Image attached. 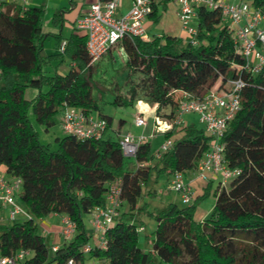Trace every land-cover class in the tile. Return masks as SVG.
Segmentation results:
<instances>
[{
  "label": "trees",
  "instance_id": "obj_1",
  "mask_svg": "<svg viewBox=\"0 0 264 264\" xmlns=\"http://www.w3.org/2000/svg\"><path fill=\"white\" fill-rule=\"evenodd\" d=\"M252 2L264 8V0ZM45 12L17 2L0 3V164L8 176L21 180V198L34 216L63 214L75 223L76 235L54 252L34 220L0 224V255L25 250L32 256L22 264H65L69 259L85 264L84 249L92 236L83 216L105 206L112 184L120 182L121 200L135 210L154 171L171 177L194 171L212 139L204 130L185 128L184 136L159 159V168L149 165L155 158L151 143L141 145L135 158H126L120 139L109 133L113 120L100 114L108 122L102 139L66 135L59 151L43 144L30 113L38 125L50 128L65 103L86 114L100 111L86 38L72 34L64 51L48 55L42 32ZM197 20V44L184 46L176 37L166 42L161 37L148 42L126 38L120 43L129 69L143 78L132 87L129 100L117 95L114 104L134 105L144 93L156 117L172 120L181 91L202 98L217 85L219 91L230 90L231 82L241 78V110L223 138L227 165L239 174L227 187L218 186L214 211L204 221H196L194 214L206 193L187 209L172 203L159 212L152 253L139 247L137 227L121 214L106 232L107 249L96 246L89 253L100 264H150L156 256L166 264H264V68L258 74L244 69L245 59L232 29L222 25L220 12L200 7ZM55 39L61 47L62 40ZM65 60L71 63L66 75L46 74L47 66ZM29 90L35 91L31 98ZM172 135L164 134L165 139Z\"/></svg>",
  "mask_w": 264,
  "mask_h": 264
},
{
  "label": "built area",
  "instance_id": "obj_2",
  "mask_svg": "<svg viewBox=\"0 0 264 264\" xmlns=\"http://www.w3.org/2000/svg\"><path fill=\"white\" fill-rule=\"evenodd\" d=\"M13 0H0L9 2ZM26 3L27 0H17ZM165 0H133L130 11L118 16L121 8L119 0H98L91 5L89 11L77 20L76 30L85 34L86 51L93 65L99 62L108 52L119 45L124 39L138 38L150 41L145 22ZM178 6L177 15L183 25V30L192 37V43L197 44L198 29L191 27V22L197 19V10L206 7L220 12L223 21H230L229 26L234 34V43L245 59L244 69L252 74L260 73L264 68V8L256 7L252 0H170ZM66 43L62 44L64 51ZM2 70L0 68V80ZM245 82L238 78L231 82V89L219 91L213 89L204 97L181 91V101L174 119L155 117L154 134H166L182 125L181 117L185 113H197L205 127V133L212 141L205 157L199 162L195 171L196 178L206 180L209 175H221V185L227 187L230 181L239 174V170L231 169L225 159L223 138L236 114L241 110V93ZM174 91L173 93H175ZM137 127L147 126L143 116L136 118ZM61 126L66 135L78 140H100L103 138L108 122L93 114H86L82 109L64 104ZM154 136V135H153ZM153 136L146 137L127 134L120 139V146L126 158H135L141 145L147 143ZM174 141L165 139L155 154L156 159L171 151ZM144 165H140L143 167ZM185 173L177 172L171 177L169 188L177 192L183 204L191 205L194 198L193 181H186ZM20 179L0 177V202L9 207V217L14 220L21 210L15 204V195L21 191ZM120 182L112 184L106 196L104 207L96 208L92 214V226L99 235V248L107 249L106 232L114 226L121 216L123 201ZM62 234L66 241H71L76 235V225L68 217L62 220ZM59 247H53L56 252ZM93 250L89 245L84 252ZM32 254L21 250L13 256H1L0 264H22ZM65 264H76L69 259Z\"/></svg>",
  "mask_w": 264,
  "mask_h": 264
},
{
  "label": "rangeland",
  "instance_id": "obj_3",
  "mask_svg": "<svg viewBox=\"0 0 264 264\" xmlns=\"http://www.w3.org/2000/svg\"><path fill=\"white\" fill-rule=\"evenodd\" d=\"M132 0H119L121 4L122 11L127 14L130 11L128 6H131ZM72 7V3L69 4ZM70 7V8H71ZM178 6L173 1H165L158 6L155 17L147 19L145 22V27L147 35L150 40L161 37L163 42H166L167 37L179 38L182 40V45L186 46L188 43L192 42V37L188 32L183 30V25L177 15ZM222 25H231L230 21H225ZM191 27L198 29V20L195 18L191 22ZM66 34V32H65ZM56 39L54 36L48 38L45 42V50L49 55H58L55 47ZM113 56L108 52L99 62L93 64L94 74L93 80L96 83L95 89L93 91L94 98L99 104L100 111L94 112V115L99 118L100 114L109 117L113 120L112 127L109 129V133L115 139H119L118 131L122 135L125 133H131L134 135H139L145 129L137 128L135 121L140 115L143 116L148 111H144L141 115L139 103H148V98L144 93L138 95V102L134 105L127 106H116L114 104L116 96H120L121 99L129 100L130 91L132 87L138 84L143 76L140 73H135L131 71L127 65V55L123 50L121 44L117 45L112 49ZM69 63L65 61H56L51 66L45 68L47 75L53 76L56 74L66 75L69 72ZM217 85L214 89H218ZM27 97L31 98L35 95V91L29 90L27 92ZM149 105L153 107L150 103ZM145 116V117H146ZM144 117V116H143ZM147 121L151 126H153V118L148 115ZM200 115L197 113H185L181 117L182 125L173 130V135L171 140L175 141L181 139L185 132V128H196L199 131L204 130L205 127L200 121ZM62 112H60L55 118V125L50 128H46L37 124L34 116L30 113V120L33 123L36 131L39 134L40 141L45 145H51L53 151L60 150L59 141L62 137L66 136L62 126H61ZM121 122H124L121 127ZM149 127V128H150ZM161 138V139H160ZM163 137L155 135L151 143L152 155H155L157 150L160 148L161 144L164 142ZM149 165H158L160 168L161 164L159 160L154 158ZM187 173H190L188 171ZM0 176L6 177L5 166L0 164ZM186 174L184 175V177ZM171 181V176L162 175L157 171H154L149 178L146 186H144V194L140 198L137 208L131 210V206L128 202H124L121 208V214L126 215V221L135 225L138 229V244L139 247L146 253H152L153 243L155 240V232L157 228V223L155 216L168 208L172 203L176 204L179 209L189 208L194 205L195 197L191 205H185L182 202L180 195L169 189V183ZM210 183V188L205 189L206 196L201 198L196 203L195 209V220L198 222L204 221L211 216L214 211L216 197L215 193L218 186L221 183V175L215 177V179ZM202 187V184H200ZM198 190V189H197ZM201 190L200 192H202ZM199 192V193H200ZM195 200V201H194ZM15 204L20 208L21 212L16 216L14 220L9 219V210L4 208L0 210V224L12 226L18 223H24L30 220H34L35 225L38 228V232L44 237L47 247L50 251L53 249L55 243H58L54 238V233H59L62 228V220L64 218L63 214H49L45 217L38 218L34 216L30 209L27 207L26 203L21 198V191L17 192L15 195ZM92 217L90 214L83 216L84 224L87 232L92 236L89 241V246L94 248L99 246V235L96 233L92 226ZM85 264H100L99 261L91 257L90 254H85ZM150 264H166L163 263L158 256L152 258Z\"/></svg>",
  "mask_w": 264,
  "mask_h": 264
},
{
  "label": "crops",
  "instance_id": "obj_4",
  "mask_svg": "<svg viewBox=\"0 0 264 264\" xmlns=\"http://www.w3.org/2000/svg\"><path fill=\"white\" fill-rule=\"evenodd\" d=\"M97 1L98 0H27V2L24 3V2H21V1L13 0V1H9V2H17V3L21 4L24 8H43L46 11L45 12V17L43 19V25H42V32L45 35H47V38H46L45 42L48 40V38L54 36V37H59L62 40V44H64V43H66V41L70 38V36L72 34H77V35H79L81 37H85V34H83L81 32H78L76 30V23H77V20L79 18L83 17L89 11V8L91 7V5L94 4ZM165 1H168V0H165ZM132 2H133V0L131 1V6H132ZM70 3H72V7L69 5ZM131 6H128V8L131 9ZM157 9L158 8H156L155 11H157ZM61 12H65V13L62 14V16L57 19L56 23H54L55 16L60 14ZM117 15L118 16L125 15L124 12L122 11V8H120V10L118 11ZM65 32H66V34H65ZM45 42H44V48H45ZM62 44H61V46H62ZM55 47H56V50H57L56 53L62 52L61 51V47L58 48V42L57 41L55 43ZM46 53H47V51H46ZM110 54H111V56H113L112 55L113 54L112 50L110 51ZM68 63H69L68 66H69V69H70L71 63L70 62H68ZM56 73H57V71H56ZM138 105L140 106L141 115L143 113H145L144 111H148L147 116L148 115L152 116V118H153V126L150 127V125H149V123L147 121V126L144 127L145 129L143 130V132L141 134L135 135V136L138 137V136L144 135L146 137H150V136H153V135L154 136L155 135H159V137L165 138V136L163 134H154V119L156 117L155 116V107H150L149 105L144 104V103H139ZM93 115H94V113H93ZM143 116L145 117L146 114H144ZM123 123L124 122H121V127H122ZM137 128H140V127H137ZM119 132L120 131L117 132V134H119V137H118L119 139H121L122 137H124L127 134H131V133L128 132V133H125L124 135H122ZM64 137H62V139ZM151 140H149L147 143H150ZM164 141H165V139H164ZM204 157H205V155L203 156V158ZM185 174H186V176H185V180L186 181H193L195 200L205 194L204 193L205 189L210 184L208 181L211 182V180L213 181L215 179V177H217L216 175H209L208 179L202 180V179L196 178L195 171H190V173L186 172ZM0 177H4V176H0ZM6 178L7 179H13V177H10L8 175L6 176ZM200 184H202V187H201ZM201 190H203V191L200 192ZM1 208L2 209L7 208V210H9V207L5 206L3 204V202H0V210H1ZM90 215L92 217V214H90ZM65 217L66 216L64 215V218ZM9 219H10V217H9ZM62 229H63V225H62V228H61L59 233H54V238H55V240L58 241V243H55L54 247H56V246L57 247H61L64 244L68 243L66 241L65 237L62 234Z\"/></svg>",
  "mask_w": 264,
  "mask_h": 264
}]
</instances>
